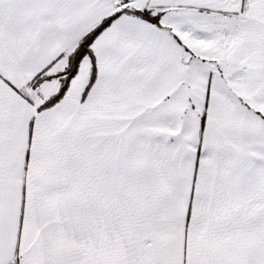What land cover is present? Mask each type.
<instances>
[{
    "label": "snow or ice",
    "instance_id": "6c2138e0",
    "mask_svg": "<svg viewBox=\"0 0 264 264\" xmlns=\"http://www.w3.org/2000/svg\"><path fill=\"white\" fill-rule=\"evenodd\" d=\"M0 264H264V0H0Z\"/></svg>",
    "mask_w": 264,
    "mask_h": 264
}]
</instances>
